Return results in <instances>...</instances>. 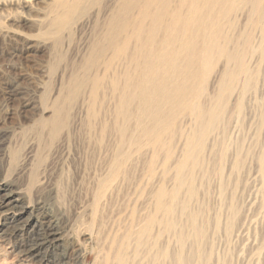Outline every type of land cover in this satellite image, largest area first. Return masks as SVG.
Returning <instances> with one entry per match:
<instances>
[{
  "label": "rangeland",
  "instance_id": "374dc122",
  "mask_svg": "<svg viewBox=\"0 0 264 264\" xmlns=\"http://www.w3.org/2000/svg\"><path fill=\"white\" fill-rule=\"evenodd\" d=\"M262 7L264 12V0ZM114 8L110 0H82L69 8L74 23L59 27L57 16L66 10L57 0H0V185L7 189L2 194L15 193L30 210L40 206L59 217L61 228L87 220V191L106 171L104 164L122 130L128 159L118 180L104 192L99 214L108 229L116 221L113 233L119 229L121 241H129L126 264H150L152 259L145 258L142 249L135 260L131 258L133 241L124 236L133 211L138 210L136 219L153 212L157 188L163 185L175 193L173 165L193 121L184 113L168 116L160 133L154 134L139 129L136 113L128 119L116 115L119 89L112 85L125 64L113 59L111 48L97 52ZM247 13L248 6L236 9L230 29L224 26L232 38L229 49L236 41L241 49L244 33L253 48L264 41L258 28L247 25ZM224 63L214 57L211 68L200 72L201 103L206 106L221 90L218 80ZM246 63L253 81L240 99V113L235 109L242 81L226 93L223 119L196 146L185 148L199 161L182 169L181 177L187 174L188 180L174 197L169 235L160 234L157 225L151 230V235L159 234L157 250L167 245L170 252L169 259L158 264H264V50L250 53ZM117 84L121 87L122 82ZM158 96L149 104L158 113L143 115L148 127L155 128L152 118L169 108ZM131 103V112L148 107L142 100ZM134 148L138 152H130ZM189 185L194 188L191 197ZM190 216L204 230V239L193 238ZM178 236L184 237L183 244ZM22 250L20 238L0 236V264H23Z\"/></svg>",
  "mask_w": 264,
  "mask_h": 264
},
{
  "label": "bare ground",
  "instance_id": "6f19581e",
  "mask_svg": "<svg viewBox=\"0 0 264 264\" xmlns=\"http://www.w3.org/2000/svg\"><path fill=\"white\" fill-rule=\"evenodd\" d=\"M110 2L116 5V8L110 12L108 27L103 33L104 43L97 46V52H100L103 47L111 48L115 52L113 59L120 58L125 64L124 70L118 73L112 85L115 90L119 89V94L115 93L119 95V102L117 106L115 105L116 115L122 119H128L136 113L135 117L139 118L137 121L139 129L154 134L160 133L168 116L174 117L184 113L189 116L190 122L193 121V124L190 123L185 131L183 149L173 165L175 193L173 194L172 189L169 190L163 185L157 188L152 197L153 212L151 211L152 213H148L144 218L140 215L142 218L136 219L138 210L133 211L134 219L124 236L130 237L133 241L130 255L133 260L142 249L145 258L152 259L150 264H158L159 261L168 260L170 252L167 245L157 250L159 234L151 235V230L157 225L160 234L169 235L174 197L188 180L187 174L181 177L182 169L189 165L195 166L199 161L198 156L185 151V148L190 144L196 146L197 141L211 132L223 119L226 93L232 91L239 81H242L235 109L236 113H240L242 108L240 99L253 81L246 63L247 56L255 50L260 52L264 50L263 39V42L260 39L258 46L253 48L250 40H246L248 35L246 33H244L246 36L243 34L245 39L240 45L241 49L238 48L237 41L229 49L227 44L232 42V38L229 39L225 34L224 26L227 25L230 29V16L233 12L248 6L247 25L258 28L264 35L263 0H110ZM57 3L66 10L65 14L57 16V26L73 24L74 16L70 15L69 8L81 5L82 0L67 2L57 0ZM214 57L225 60L218 80L221 90L209 98V105L206 106L203 102L201 103L203 87L199 83L202 80L200 72L211 68ZM91 60L94 62L93 58ZM231 63L235 65L232 66ZM96 80L97 78L94 79L92 96L97 87ZM120 82H122L121 87L117 84ZM156 94H159L160 102L169 104V108L167 112L166 108L159 110L162 116L152 118L155 122V130L144 124L142 119L143 115L150 116L154 112L158 113V110L149 106ZM141 100L148 104L146 111L141 112V106H138L136 112H131L129 109L131 102ZM56 109L57 107L55 112H57ZM54 124L56 125V122ZM124 134L122 130L117 132L118 141L115 143V149L113 148V153L110 151L112 155L107 166L104 164V168L107 167L106 171L98 177L95 176L96 186L94 185L92 190L88 187L83 209L85 213H88L87 220L73 221L66 228H61L59 217L40 206L30 210L29 204L18 199L15 193L9 191L2 194L7 189L0 185V236L20 238L23 264L31 262L126 264V249L129 241L128 244L123 239L121 241L119 229L113 233L115 220L111 222L112 228L108 229L107 221L104 222L99 214L102 198L107 194L106 190L112 182L115 183L118 180L122 164L125 159H128L129 153L124 151L122 143ZM157 147L158 145L155 146ZM155 148L152 151L154 156ZM131 151L138 152V149L134 148ZM193 193L194 188L189 185L187 195L191 197ZM183 209H185V203L181 213ZM34 212H37L36 215ZM189 221L193 238L199 241L201 238L204 239V230L197 225L195 217L190 216ZM228 227L230 229L231 225ZM177 239L181 244L185 241L182 236H178ZM181 259L180 256L177 260L181 262ZM186 263H189L188 259Z\"/></svg>",
  "mask_w": 264,
  "mask_h": 264
}]
</instances>
